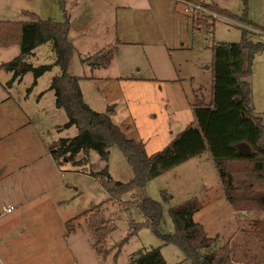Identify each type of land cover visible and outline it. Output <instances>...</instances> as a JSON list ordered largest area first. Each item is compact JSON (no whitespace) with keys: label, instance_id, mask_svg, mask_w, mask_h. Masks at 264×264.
I'll return each mask as SVG.
<instances>
[{"label":"rangeland","instance_id":"obj_1","mask_svg":"<svg viewBox=\"0 0 264 264\" xmlns=\"http://www.w3.org/2000/svg\"><path fill=\"white\" fill-rule=\"evenodd\" d=\"M136 1L135 7L117 9L111 6L112 0H0V21H26L25 11L63 21L64 6L71 21L69 39L76 46L69 72L81 77L85 100L99 111L115 106L114 121L129 137L144 141L151 155L165 148L193 120L194 103L211 101L212 46L242 39L244 23L215 18V12L205 6L217 4L264 28V0H195L202 1L204 9L188 6L185 0H148L151 9H146L141 7L144 0ZM255 29L251 39L264 42V32ZM115 44L118 51L111 65L97 67L84 61ZM1 51L2 60L9 61L21 48L14 45ZM35 52L26 58L33 65L55 60L50 43L40 45ZM60 71L54 66L34 87L33 73L27 72L14 84L11 100L0 105V117L5 115L0 120V132L8 121L10 129L19 126L0 139V258L5 264H20L23 257H30L33 264H137L132 260L139 251L161 246L167 263L192 264L177 245H163L149 227L126 239L132 231L131 221L141 222L144 217L138 209H126L125 202L144 196L161 201L160 228L173 233L172 206L193 197L203 206L214 199L212 192L204 195L207 190H203V183L211 186L218 177L212 161L205 160L208 154L168 170L144 189L108 200L103 182L94 173L108 167L115 180L126 182L134 176L117 145L110 148L108 160L101 159L95 149L80 152L73 159L66 155L58 166L50 159L51 147L79 132L76 125H66L69 118L56 106L53 91L44 97L45 108L37 100ZM0 74L4 78L10 75ZM248 81L257 111L264 110V50L255 56ZM25 95L30 96L28 102H24ZM261 116L264 120V114ZM24 164L28 167L18 172ZM7 168L12 170L10 180L5 176ZM162 190L170 198L164 200ZM102 202L101 210H91ZM9 205L14 208L7 212ZM194 219L205 223L210 237L218 236L217 245L229 241L236 246L234 259L238 258L239 264H264L263 240L253 234L250 225L255 219H264V210L235 214L227 206L218 214L207 205ZM105 225L113 229L100 245L109 252L106 258L94 247L95 229Z\"/></svg>","mask_w":264,"mask_h":264},{"label":"trees","instance_id":"obj_2","mask_svg":"<svg viewBox=\"0 0 264 264\" xmlns=\"http://www.w3.org/2000/svg\"><path fill=\"white\" fill-rule=\"evenodd\" d=\"M205 7L224 18L241 21L264 32L263 27L255 25L246 16L238 17L217 4ZM63 12V21L44 19L29 11L24 12L28 17L26 21H0V45L10 47L18 44L21 48L18 56L1 65L6 71L13 73L8 85L31 71L34 87L39 78L54 66L61 70L53 77L49 89L55 93L56 106L64 109L69 118L66 125H76L79 132L73 138H62L59 146L51 147V154L59 165L62 164L60 159L66 155L73 159L78 153H88L93 149L98 151L101 159L108 160L110 148L117 145L126 156L134 176L126 182L115 180L108 173V167L94 175L103 182L109 194L108 200H119L129 192L146 188L149 181L168 170L194 157L208 154L233 210H264V120L253 111L252 90L248 81L255 56L264 50L263 41L252 40V32L243 28L241 41L215 43L212 46L211 101L194 103V120L165 148L149 155L144 141L129 137L114 121L115 106H110L106 111H98L85 100L81 77L69 72L76 48L69 39L71 21L64 6ZM46 43L51 44L55 53L54 62L40 65L25 63V59L32 56L37 47ZM117 51L118 45H114L84 61L92 66L107 67L111 65ZM23 63L25 65L22 68ZM243 142L251 146L250 154L240 150L239 144ZM162 195L164 200L170 198L165 190H162ZM125 204L126 209H138L144 217L141 222L131 221L132 231L126 239L137 234L142 227H149L163 245H177L192 264L240 263L238 258L234 259L236 246H232L229 241L221 246L217 245L218 236L210 237L204 226L194 219L195 213L204 204L198 198L193 197L169 209L174 223L173 233L162 232L160 228L163 220L161 201L144 196L127 200ZM103 205L104 202L91 210L97 209V212ZM88 212L89 210L69 221V225ZM250 225L253 227V234L261 236L263 241L260 247H264V219H255ZM112 231L106 225L95 229L97 243L94 247L104 258L109 252L103 251L100 245L104 244ZM244 246L249 252L250 248ZM132 261L137 264H168L161 246L139 251Z\"/></svg>","mask_w":264,"mask_h":264},{"label":"crops","instance_id":"obj_3","mask_svg":"<svg viewBox=\"0 0 264 264\" xmlns=\"http://www.w3.org/2000/svg\"><path fill=\"white\" fill-rule=\"evenodd\" d=\"M186 2L185 3H194L195 2V0H189V1H187V0H185ZM135 2V0H112V2H111V6H113V7H115V8H117V9H120V8H122V7H135L136 5H138L137 4V1L135 2V4H133ZM74 3H76V1H74ZM141 4L143 5V6H141L142 8H146V9H151L150 8V2L148 1V0H144V1H142L141 2ZM35 13V12H34ZM37 14V13H36ZM41 17V16H40ZM117 40H119V39H117ZM72 42V41H71ZM73 44H74V42H72ZM116 43H117V41H116ZM18 45V44H17ZM116 45V44H115ZM14 46V45H13ZM114 46V45H113ZM11 47V46H10ZM10 47H3V46H1L0 45V73H2V74H10V75H6L7 77H3V75H1L2 77H3V79H5V80H1L2 78H0V105L1 104H3V103H6V102H8L9 100H11V90H13V87H14V84L16 83V82H19L20 80H22L23 79V77H24V75L22 76V78H20L19 80H17V81H15L12 85H8V80L6 81V78H8V76H11L12 77V72H9V71H6L5 69H3L2 67H1V65L2 64H4V63H6V62H9V61H5V60H2V58L4 57V51H1V49L2 50H6V49H10ZM75 48H76V46H75ZM111 48V47H110ZM109 49V48H108ZM106 50V49H105ZM19 54H20V52H19ZM18 54V55H19ZM37 53L35 52V50H34V54L33 55H36ZM17 55V56H18ZM32 55V56H33ZM16 57V56H15ZM25 63H31L32 64V62L30 61V59H25ZM6 72H8V73H6ZM133 78H139V77H135V76H133ZM39 82V81H38ZM38 84V83H37ZM51 91H53V90H49V88H48V90L46 91V90H43V92H40L38 95H37V100L39 101V103H40V105L42 106V107H44L45 108V103H44V97H45V95L46 94H49ZM53 94H54V96H55V93H54V91H53ZM29 98H30V96H26L25 95V99H24V102H28V100H29ZM54 101L56 102V100H55V97H54ZM252 107H253V111H254V113L255 114H257V115H262V114H264V110H260V111H257V109H256V104L253 102V100H252ZM99 111V110H98ZM100 111H102V110H100ZM116 115V112L114 113V115L113 116H115ZM263 117V116H262ZM5 118V115H3L2 117H0V120L1 119H4ZM33 120V119H32ZM193 120H194V118H193ZM192 120V121H193ZM7 121H8V118H7ZM191 121V122H192ZM190 122V123H191ZM0 125H1V123H0ZM12 126V124L10 125V121H8V124H7V126L3 129V131L2 132H0V139L1 138H6L7 136H8V134H13V132H15L16 130H17V127H19V126H16V127H13V128H11L10 129V127ZM68 138V137H67ZM206 154H204V155H202V156H200V157H194V158H203V156H205ZM53 157V156H52ZM50 159H52L53 161H54V163L56 164V166H58V163H57V161L54 159V158H50ZM49 159V160H50ZM193 159V158H192ZM192 159H190V160H188L187 162H189V161H191ZM205 160H210L209 159V157L208 156H205ZM186 162V163H187ZM199 162H201V161H199ZM201 164V163H200ZM28 167V164H24L23 166H20V168L18 169V172H21V171H23V170H25L26 168ZM12 170L10 169V168H7V172H6V177H9L8 179L10 180L11 179V172ZM17 171V170H16ZM216 172H217V170H216ZM165 174V173H164ZM163 175V174H162ZM162 175H160V176H162ZM203 175V174H202ZM159 176V177H160ZM205 176V175H204ZM204 176H201V178L203 179L204 178ZM217 176H218V173H217ZM158 178V177H157ZM209 188V189H208ZM203 190L205 191V190H207L205 193H204V195L205 194H207V193H210V192H212L211 194L212 195H214V199L211 201V202H209V203H207V204H205V206H203L199 211H197L196 213H195V215L197 214V213H199L201 210H203V209H205V207L208 205V206H211V209H212V212L214 213V212H217L218 214H219V211L220 210H222V209H225V208H227V206L230 208V209H232L233 210V208L231 207V205L229 204V202L227 201V199H226V197H225V195H224V192H223V190H222V187H221V183H220V180H219V176L217 177V180L216 181H214L213 182V184L211 185V186H208L207 184H205V183H203ZM214 191V192H213ZM210 194V195H211ZM207 195H209V194H207ZM22 204V203H21ZM20 204V205H21ZM210 204V205H209ZM8 207V206H7ZM6 207V208H7ZM234 211V213L235 214H238V212L237 211H235V210H233ZM247 211H245V213H246ZM195 215H194V217H195ZM198 222H200L203 226H204V228H205V230H206V225H205V223L202 221V220H198ZM240 228V227H239ZM241 229V228H240ZM206 232H207V230H206ZM208 233V232H207ZM209 234V233H208ZM210 235V234H209ZM219 235V234H218ZM97 252V251H96ZM164 256V255H163ZM165 258V257H164ZM166 259V258H165ZM36 261L38 262V259H36ZM167 261V260H166ZM34 262L32 261V259L30 258V257H23V258H21V263L20 264H33ZM0 264H5L4 263V261H3V259L2 258H0ZM169 264V263H168Z\"/></svg>","mask_w":264,"mask_h":264},{"label":"built area","instance_id":"obj_4","mask_svg":"<svg viewBox=\"0 0 264 264\" xmlns=\"http://www.w3.org/2000/svg\"><path fill=\"white\" fill-rule=\"evenodd\" d=\"M187 4H188V6H192V7H194V8L204 9V8L202 7V1H200V3H198V2H194V3H187ZM186 10H188V8H186ZM214 17H215V18L221 17L222 19H226V18H224L223 16L218 15L217 13H214ZM243 26H244L246 29L250 30L251 32H252V30H256L255 27H253V26H248V25H246V24H244ZM13 208H14L13 205H9L7 208H5V210H6L7 212H10ZM242 212L245 213V211H242Z\"/></svg>","mask_w":264,"mask_h":264},{"label":"water","instance_id":"obj_5","mask_svg":"<svg viewBox=\"0 0 264 264\" xmlns=\"http://www.w3.org/2000/svg\"><path fill=\"white\" fill-rule=\"evenodd\" d=\"M25 63L22 64V68L24 67ZM60 143V142H59ZM239 148L242 152L246 153V154H250L252 152V148L248 143H240L239 144Z\"/></svg>","mask_w":264,"mask_h":264}]
</instances>
